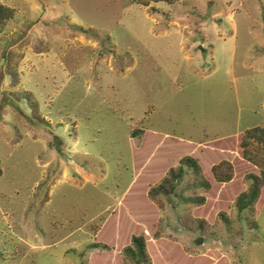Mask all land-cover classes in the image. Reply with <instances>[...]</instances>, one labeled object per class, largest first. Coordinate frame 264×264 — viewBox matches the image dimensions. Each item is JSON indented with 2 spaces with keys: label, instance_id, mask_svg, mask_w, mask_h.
<instances>
[{
  "label": "rangeland",
  "instance_id": "rangeland-1",
  "mask_svg": "<svg viewBox=\"0 0 264 264\" xmlns=\"http://www.w3.org/2000/svg\"><path fill=\"white\" fill-rule=\"evenodd\" d=\"M1 1L0 264H144L124 261L129 238L97 243L134 181L132 131L208 144L264 126V0ZM202 181L186 167L150 202L151 233L264 264V210L196 228Z\"/></svg>",
  "mask_w": 264,
  "mask_h": 264
},
{
  "label": "trees",
  "instance_id": "trees-1",
  "mask_svg": "<svg viewBox=\"0 0 264 264\" xmlns=\"http://www.w3.org/2000/svg\"><path fill=\"white\" fill-rule=\"evenodd\" d=\"M134 1L142 6L152 2H177ZM15 15V9L0 0V33ZM132 136H141L140 143L134 147V181L110 218L106 231L98 234L97 243H104V250H110L108 242L119 247L129 238L123 248L124 261L129 257L144 264H153V259L156 264H230L228 257L217 249L192 257L177 242L159 237L157 231L151 233L155 211L150 202H159L162 206L160 196L176 191V181L188 167L202 176L205 188V193L194 199L199 206L191 218L196 228L202 232L211 229L216 215L228 221L227 207L232 203L240 213L260 215L264 210V126L249 128L241 135L232 136L233 139L208 144L140 128L133 129ZM232 140H237V147ZM234 146L236 150L231 149ZM241 166L253 168H249L243 179L239 177L244 168ZM97 243L95 247L99 246ZM93 254L90 264H108L106 257Z\"/></svg>",
  "mask_w": 264,
  "mask_h": 264
}]
</instances>
